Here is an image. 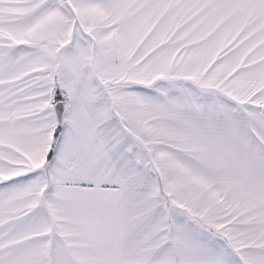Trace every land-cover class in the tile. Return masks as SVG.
I'll return each instance as SVG.
<instances>
[{
  "label": "snow or ice",
  "instance_id": "obj_1",
  "mask_svg": "<svg viewBox=\"0 0 264 264\" xmlns=\"http://www.w3.org/2000/svg\"><path fill=\"white\" fill-rule=\"evenodd\" d=\"M0 264H264V0H0Z\"/></svg>",
  "mask_w": 264,
  "mask_h": 264
}]
</instances>
